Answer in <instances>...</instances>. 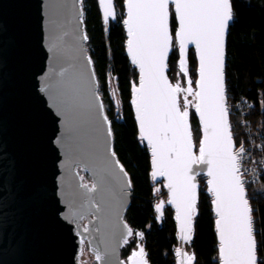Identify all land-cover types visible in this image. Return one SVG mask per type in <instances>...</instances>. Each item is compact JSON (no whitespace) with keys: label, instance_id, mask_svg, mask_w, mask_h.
Listing matches in <instances>:
<instances>
[{"label":"water","instance_id":"obj_1","mask_svg":"<svg viewBox=\"0 0 264 264\" xmlns=\"http://www.w3.org/2000/svg\"><path fill=\"white\" fill-rule=\"evenodd\" d=\"M98 1L104 23L116 21L115 0V15L107 20L104 6ZM84 6V0H0V264H85L86 241L98 264H134V261L141 264V257H133L140 249L133 251L130 258L122 254L131 236L128 229L132 227L126 213L132 203L133 184L115 151L112 122L106 111L108 104L100 92L88 47ZM124 7L125 21L128 19L127 0ZM170 12L174 13L173 4H170ZM234 18L233 10L225 35L223 73L228 122L234 141L232 150L236 152L226 77L227 40ZM171 22L172 18L170 29H173ZM124 27L126 53L138 70L137 82L133 85L135 101L142 78L146 87L148 80L133 60L128 44L132 37L129 26L124 23ZM174 48L175 38L167 53L165 72L173 85L177 84L170 75V56ZM191 48L198 61V92L200 50L195 42L186 46L185 67L190 66ZM178 100L181 111L185 110L181 93ZM133 108L140 136L150 151L153 181L163 182L168 197L167 201L159 200L160 207L156 205V211L163 216L166 204L175 210L180 242L177 264H189L188 257L192 253L188 243L194 234L201 179L206 180L208 189L212 187L208 184L212 179L208 165L192 166L196 173L197 199L191 216L192 231L188 234L191 238L186 240L182 233L183 205L178 199L174 200L168 186L174 181L168 175L158 174L153 164V143L142 135L135 103ZM188 112L193 131L192 110ZM195 113L203 139V120L196 108ZM193 140L197 143L194 131ZM193 151L199 155L198 148ZM80 168L89 172L93 186L84 182ZM154 172L157 174L153 175ZM245 189L249 199L246 186ZM209 192L217 222L221 217L214 203L216 195ZM216 230L220 250L217 223ZM143 250L144 259L151 264ZM220 264H223L221 254Z\"/></svg>","mask_w":264,"mask_h":264},{"label":"snow or ice","instance_id":"obj_2","mask_svg":"<svg viewBox=\"0 0 264 264\" xmlns=\"http://www.w3.org/2000/svg\"><path fill=\"white\" fill-rule=\"evenodd\" d=\"M100 2L105 20L115 15L113 0ZM170 4L174 5V13L170 12ZM127 10L128 19L124 23L132 37L128 41L129 51L148 80L146 87L142 78L138 98L133 103L142 135L153 143V164L158 174L168 175L174 181L168 186L174 200L183 205V238H191L188 234L192 231L191 216L197 199L196 173L192 166L207 164L208 175L212 177L208 191L216 195L214 203L221 217L216 223L220 229L223 264H264V250L258 248L256 239L254 209L240 173L245 149L241 145L238 151L232 150L234 141L226 107L224 43L229 21L233 19V0H127ZM170 18L178 20L177 28L170 29ZM174 38L179 42L182 72H187V44L195 42L200 50L197 82L200 91L193 93L199 100L195 108L204 125L203 139L198 144L193 140L189 112L181 111L178 100L179 93H192L193 89H182L178 83L173 85L165 75L167 53ZM191 83L189 80L188 84ZM194 148H198L199 155L194 153ZM128 234L132 235L131 228ZM136 256L141 257V264H148L143 248L133 253ZM194 259V255L189 256V264Z\"/></svg>","mask_w":264,"mask_h":264},{"label":"trees","instance_id":"obj_3","mask_svg":"<svg viewBox=\"0 0 264 264\" xmlns=\"http://www.w3.org/2000/svg\"><path fill=\"white\" fill-rule=\"evenodd\" d=\"M115 3L117 20L105 24L99 1L84 0V22L100 92L105 104L110 106L106 111L112 122L115 151L133 184V198L126 220L133 231L143 233L144 248L151 264H177L180 242L176 213L169 204H166L163 216L156 211L158 200L164 199L162 196L165 193L163 190L162 196L157 194L159 183L153 181L150 151L140 136L133 108V85L137 82L138 70L126 53L125 0H115ZM233 10L235 18L227 40V92L232 104L240 101L248 109V103H252L253 107H250L245 119L253 131L259 133L256 136L264 140V0H233ZM171 23L173 29L177 28L175 18H172ZM178 60L179 54L174 49L170 56V75L174 82ZM189 65L197 79L198 61L194 48L189 53ZM111 81L116 88L118 107ZM237 115L231 116L233 124ZM191 120L194 135L200 140L195 110L191 113ZM242 137L243 129L235 127L237 146L241 144ZM248 194L254 209L258 248L264 250V176L257 186L249 188ZM188 249L195 257L193 264H220L213 197L204 178L201 179L195 229ZM122 254L124 257L129 254V244L124 246Z\"/></svg>","mask_w":264,"mask_h":264},{"label":"built area","instance_id":"obj_4","mask_svg":"<svg viewBox=\"0 0 264 264\" xmlns=\"http://www.w3.org/2000/svg\"><path fill=\"white\" fill-rule=\"evenodd\" d=\"M228 99L231 116L239 113L236 116L235 123L233 124L231 121L233 132L235 127L243 129L242 142L236 147V151L241 145L245 149L242 154L240 170L244 185L249 191V188L257 186L264 176V140L256 136L259 133L253 131V127L249 126L245 119L250 112V107H253L252 103L247 102L248 109H246L242 102L239 101L237 104H232L229 95Z\"/></svg>","mask_w":264,"mask_h":264},{"label":"rangeland","instance_id":"obj_5","mask_svg":"<svg viewBox=\"0 0 264 264\" xmlns=\"http://www.w3.org/2000/svg\"><path fill=\"white\" fill-rule=\"evenodd\" d=\"M174 49L179 54V45H178V41L176 39H175V48ZM189 80H191V82H192L191 85L188 84ZM196 80L197 79H195V77L193 76L190 66L187 69V72H182V70L179 67V60H178L177 67H176V80L175 81H176V83L180 84L182 89L188 88V87L193 88L192 93L181 92V96H182V100L184 103L185 110H188V111L192 110V112L195 110V104H196V96L193 94L196 92ZM111 87H112V93H113L114 101L116 104V99L118 101V98H117V92H115L116 88H115L113 81H111ZM185 96L187 97L186 101L189 102V105H187L186 101L184 100ZM109 107L110 106L108 104V108ZM196 138H197V135H196ZM198 141L199 140L197 138V144H198ZM80 172L83 175L84 182L93 186L94 182H93V179H92L91 175L89 174V172H87L86 170H84L82 168H80ZM158 183L159 184L157 186V194L162 196L161 194L163 193V190H164L163 182H162V184L160 182H158ZM162 197L164 198V200L167 201V199H168L167 194L163 195ZM159 200H158V202H159ZM139 233H141V232L133 231L132 235L129 237V242L125 243V246L127 244H129V254L127 256H125L126 258H130L131 253L135 250H138L141 248L145 249L144 248V245H145L144 236H140ZM83 259L87 262L85 264H98V261L96 260L95 255L90 251L89 244L87 241H86V247L83 251Z\"/></svg>","mask_w":264,"mask_h":264},{"label":"bare ground","instance_id":"obj_6","mask_svg":"<svg viewBox=\"0 0 264 264\" xmlns=\"http://www.w3.org/2000/svg\"><path fill=\"white\" fill-rule=\"evenodd\" d=\"M189 243H190V242H189ZM189 243H188V244H189Z\"/></svg>","mask_w":264,"mask_h":264}]
</instances>
